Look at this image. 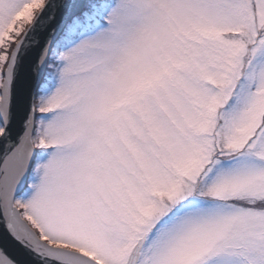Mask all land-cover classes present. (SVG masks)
<instances>
[{
    "label": "snow or ice",
    "instance_id": "obj_1",
    "mask_svg": "<svg viewBox=\"0 0 264 264\" xmlns=\"http://www.w3.org/2000/svg\"><path fill=\"white\" fill-rule=\"evenodd\" d=\"M0 224V264H264V0H0Z\"/></svg>",
    "mask_w": 264,
    "mask_h": 264
},
{
    "label": "water",
    "instance_id": "obj_2",
    "mask_svg": "<svg viewBox=\"0 0 264 264\" xmlns=\"http://www.w3.org/2000/svg\"><path fill=\"white\" fill-rule=\"evenodd\" d=\"M41 39H43V35H41ZM27 64H28V60L26 59L24 66L21 69V79H23L26 71H27ZM19 126L17 125V130H18ZM4 235V229H3V225L0 224V238H2ZM4 246L7 248L8 252L16 257L17 259L21 260L22 264H26L27 258L23 255V253L21 252V250L10 240L9 241H4Z\"/></svg>",
    "mask_w": 264,
    "mask_h": 264
}]
</instances>
